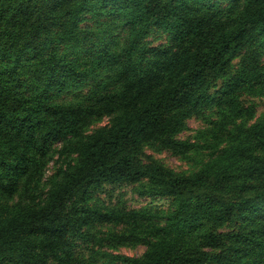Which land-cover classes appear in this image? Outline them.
<instances>
[{"label": "trees", "instance_id": "obj_1", "mask_svg": "<svg viewBox=\"0 0 264 264\" xmlns=\"http://www.w3.org/2000/svg\"><path fill=\"white\" fill-rule=\"evenodd\" d=\"M244 96L264 99V0H0V264H264ZM204 150L189 173L148 153ZM118 185L168 207L96 202Z\"/></svg>", "mask_w": 264, "mask_h": 264}, {"label": "rangeland", "instance_id": "obj_2", "mask_svg": "<svg viewBox=\"0 0 264 264\" xmlns=\"http://www.w3.org/2000/svg\"><path fill=\"white\" fill-rule=\"evenodd\" d=\"M161 36V37H157ZM147 41L156 45L164 41V37L161 34H153L147 38ZM242 102L244 107L253 106L255 108V117L250 123L254 122L261 114L264 113V99L263 98H254L244 96L242 97ZM107 123V120L104 119L101 122L95 123L90 130L96 129L98 127L103 126ZM205 123L197 117L190 118L186 123L185 130L179 134L180 139H187L192 142H197L202 144V141L196 139L197 132L199 130L204 129ZM56 149H59V145H55ZM208 151H201L198 155H193L192 160L188 159H180L171 155L169 152H160V153H150L152 157L161 161L163 165L170 168L175 172H183L189 173L195 170L198 167V162L201 160H205L206 154ZM53 171L52 163L48 165L47 175H49ZM96 202L100 204H104L108 207H112L117 205L119 202L125 205L127 209H140L144 207H154L166 209L168 207V201L165 199H149V198H140L136 196L131 187L128 185H118V186H104L101 192L96 195ZM108 228L107 226H96L94 230H92V234H95L98 237L103 236ZM85 246L82 243L78 244L77 250L83 251L86 254ZM114 254H120L127 257H139L145 251V246L138 245L135 247H120L117 250H110Z\"/></svg>", "mask_w": 264, "mask_h": 264}]
</instances>
